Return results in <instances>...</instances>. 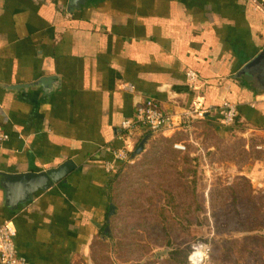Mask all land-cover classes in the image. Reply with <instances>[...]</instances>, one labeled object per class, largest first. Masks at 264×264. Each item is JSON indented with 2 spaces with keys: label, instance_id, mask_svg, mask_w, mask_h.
Listing matches in <instances>:
<instances>
[{
  "label": "crops",
  "instance_id": "obj_1",
  "mask_svg": "<svg viewBox=\"0 0 264 264\" xmlns=\"http://www.w3.org/2000/svg\"><path fill=\"white\" fill-rule=\"evenodd\" d=\"M67 4L0 0V126L9 137L0 173L75 165L16 210L6 207L0 186V224L12 223L20 257L28 264H98L97 248L111 235L109 205L116 209L111 178L121 165L106 170L109 150L124 147L118 125L145 99L175 124L185 112L202 116H194L190 133L137 130L131 158L143 139L145 150L159 135L181 136L175 143L187 148L203 147L206 131L218 140L235 134L257 148L256 160L238 174L264 185V0H85L71 12ZM187 70L197 75L193 88ZM223 102L238 111L231 127L221 124Z\"/></svg>",
  "mask_w": 264,
  "mask_h": 264
},
{
  "label": "rangeland",
  "instance_id": "obj_2",
  "mask_svg": "<svg viewBox=\"0 0 264 264\" xmlns=\"http://www.w3.org/2000/svg\"><path fill=\"white\" fill-rule=\"evenodd\" d=\"M205 133L203 147L185 152L172 148L181 136L159 135L121 162L109 191L116 207L111 235L97 248L98 264H189L198 244L208 249L202 264H264V231L244 232L264 222V185L249 190L238 174L256 160L257 148L235 134L218 140Z\"/></svg>",
  "mask_w": 264,
  "mask_h": 264
},
{
  "label": "built area",
  "instance_id": "obj_3",
  "mask_svg": "<svg viewBox=\"0 0 264 264\" xmlns=\"http://www.w3.org/2000/svg\"><path fill=\"white\" fill-rule=\"evenodd\" d=\"M186 83L190 88L196 86L198 79L195 72L187 70L185 72ZM221 115V124L224 127H231L235 124L238 117V111L235 105L227 102L221 103L219 106ZM201 117L202 113L185 112L177 117L178 123H173L172 119L163 114L159 104L153 99H145L136 105L133 115L129 118L122 119L118 125L119 139L123 141L124 147L120 149L109 150L113 155V161L107 165L106 170H113V163L123 162L127 160L129 152L133 149V144L130 143L131 136L137 130L143 128L150 134L156 135L164 133L175 128H181L186 132L191 131V123L194 116ZM8 135L0 126V154L4 144L8 141ZM172 148L179 152L186 151V145L183 143H174ZM16 232L11 222L0 224V264H28V262L17 254L15 246ZM192 254L188 257L189 264H202L206 257L208 249L205 245H194Z\"/></svg>",
  "mask_w": 264,
  "mask_h": 264
},
{
  "label": "water",
  "instance_id": "obj_4",
  "mask_svg": "<svg viewBox=\"0 0 264 264\" xmlns=\"http://www.w3.org/2000/svg\"><path fill=\"white\" fill-rule=\"evenodd\" d=\"M85 0H68L67 9L73 11L84 4ZM261 55L253 59L240 71L239 75L243 74L250 67L255 65ZM53 79H41L38 82L39 86L46 87ZM11 90H18L19 87H9ZM152 134H149L150 136ZM146 139H143L134 149L132 157L139 155L145 145ZM75 168L72 161H65L55 169H49L40 173H23V174H6L0 173V186L5 192V205L10 210H16L20 204L30 200L31 196L38 192H43L50 188L53 184L59 183ZM114 206L109 205L108 218L115 214ZM109 222V221H107ZM108 224V223H107ZM108 232V226L105 228Z\"/></svg>",
  "mask_w": 264,
  "mask_h": 264
},
{
  "label": "trees",
  "instance_id": "obj_5",
  "mask_svg": "<svg viewBox=\"0 0 264 264\" xmlns=\"http://www.w3.org/2000/svg\"><path fill=\"white\" fill-rule=\"evenodd\" d=\"M131 154H133V153H131ZM120 167H121V165L114 171V174H113V176H112V178H111V182L113 181V179L114 178H116V176H117V174H118V171L120 170ZM242 180L243 181H245L246 182V185H247V187H248V189L249 190H251V184H250V182L247 180V179H245V178H242ZM233 189V188H232ZM231 188H227V189H225L226 191H231L232 190ZM251 222V221H250ZM250 222H248L247 221V224L248 225H252ZM264 222H261L260 224H258V228H256V227H249L246 231H244V232H247V233H252V232H260V231H264V230H262L261 228H259V226H262L263 227V224ZM252 240H256V241H259V240H257V239H254V238H252ZM183 264H186V263H183Z\"/></svg>",
  "mask_w": 264,
  "mask_h": 264
}]
</instances>
